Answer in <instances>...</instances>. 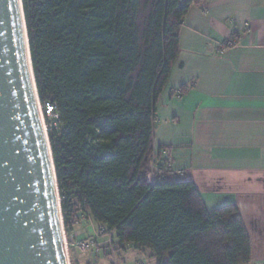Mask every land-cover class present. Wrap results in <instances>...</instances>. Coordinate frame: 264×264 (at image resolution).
Returning <instances> with one entry per match:
<instances>
[{
  "label": "trees",
  "instance_id": "trees-1",
  "mask_svg": "<svg viewBox=\"0 0 264 264\" xmlns=\"http://www.w3.org/2000/svg\"><path fill=\"white\" fill-rule=\"evenodd\" d=\"M193 1L22 0L64 227L87 213L115 230L116 250L150 249L155 264H249L236 203L208 209L154 154L156 102Z\"/></svg>",
  "mask_w": 264,
  "mask_h": 264
},
{
  "label": "crops",
  "instance_id": "crops-1",
  "mask_svg": "<svg viewBox=\"0 0 264 264\" xmlns=\"http://www.w3.org/2000/svg\"><path fill=\"white\" fill-rule=\"evenodd\" d=\"M153 140L158 163L194 181L208 209L236 203L252 237L249 264H264V0L193 1Z\"/></svg>",
  "mask_w": 264,
  "mask_h": 264
},
{
  "label": "water",
  "instance_id": "water-1",
  "mask_svg": "<svg viewBox=\"0 0 264 264\" xmlns=\"http://www.w3.org/2000/svg\"><path fill=\"white\" fill-rule=\"evenodd\" d=\"M22 0H0V264H69Z\"/></svg>",
  "mask_w": 264,
  "mask_h": 264
},
{
  "label": "rangeland",
  "instance_id": "rangeland-1",
  "mask_svg": "<svg viewBox=\"0 0 264 264\" xmlns=\"http://www.w3.org/2000/svg\"><path fill=\"white\" fill-rule=\"evenodd\" d=\"M44 121L47 127L45 114ZM88 215L89 214L87 213L81 215V217L78 219L79 223L76 225L73 223V219L71 220V224L73 226L71 233L67 234L65 230V240L67 245L69 264H78V259H83V257H88L91 260L92 264H114L115 257L118 264H137L141 259H143L147 264H153V261L151 260L150 256L148 254H142L140 249L135 247L133 243H126L123 249H119L114 252L111 246L105 243L106 240L109 238V234H102L100 231L103 225L99 222H96L92 217L89 218ZM81 219H84V221L80 223ZM74 226H76L77 231H79L78 235L81 239H96L97 246L93 250L87 253H81L77 249V251L81 254L78 255V252L75 248L76 246L74 247Z\"/></svg>",
  "mask_w": 264,
  "mask_h": 264
},
{
  "label": "built area",
  "instance_id": "built-area-1",
  "mask_svg": "<svg viewBox=\"0 0 264 264\" xmlns=\"http://www.w3.org/2000/svg\"><path fill=\"white\" fill-rule=\"evenodd\" d=\"M234 45L233 41H230L228 43V46H232ZM47 115L53 116L55 114V109L50 105L47 104L46 105V110H45ZM154 166V165H153ZM150 180H153L154 178V174L151 173L149 175ZM73 223L76 225L79 223L78 219H73ZM102 234H109V238L106 240L105 243H107L109 246H111L112 250L114 252H116V248H115V244H114V236H115V230H109L105 225H103V227H101L100 229ZM76 236V234H75ZM75 246L76 248L81 252V253H87L91 250H93L96 246H97V241L94 238L91 239H79L75 241ZM114 264H118L116 261V257H115V262ZM137 264H147L145 261H139Z\"/></svg>",
  "mask_w": 264,
  "mask_h": 264
},
{
  "label": "bare ground",
  "instance_id": "bare-ground-1",
  "mask_svg": "<svg viewBox=\"0 0 264 264\" xmlns=\"http://www.w3.org/2000/svg\"><path fill=\"white\" fill-rule=\"evenodd\" d=\"M39 113H40V117L42 118V120L44 121V114L42 111V107L41 105L39 106ZM65 238V237H64ZM65 245H66V240H65ZM66 250H67V245H66ZM69 261V260H68Z\"/></svg>",
  "mask_w": 264,
  "mask_h": 264
}]
</instances>
